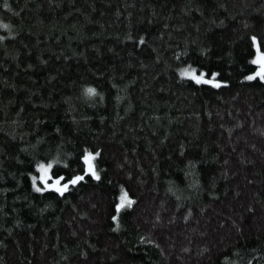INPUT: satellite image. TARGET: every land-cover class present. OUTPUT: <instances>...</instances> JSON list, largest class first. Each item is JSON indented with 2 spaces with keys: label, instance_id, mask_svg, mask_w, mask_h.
I'll return each mask as SVG.
<instances>
[{
  "label": "trees",
  "instance_id": "16d2710c",
  "mask_svg": "<svg viewBox=\"0 0 264 264\" xmlns=\"http://www.w3.org/2000/svg\"><path fill=\"white\" fill-rule=\"evenodd\" d=\"M253 34L264 0H0V264H264Z\"/></svg>",
  "mask_w": 264,
  "mask_h": 264
},
{
  "label": "snow or ice",
  "instance_id": "6c2138e0",
  "mask_svg": "<svg viewBox=\"0 0 264 264\" xmlns=\"http://www.w3.org/2000/svg\"><path fill=\"white\" fill-rule=\"evenodd\" d=\"M9 5L5 4L4 7L7 8ZM4 27H7V25H4ZM2 39V37H0ZM252 46L255 49V56L252 58V62L256 65H258L255 72L250 73L246 79H251L253 76L259 75L260 79L264 80V50L261 49V44L258 39V37L253 34L250 37ZM141 42L144 40V37H140ZM181 75H188L191 76L193 79L196 80V82H200L204 78V70L201 69L199 72H197V69L194 68L191 65L185 66V68L181 69ZM217 75L216 72L212 73V76L215 77ZM209 84H214L216 86H219L221 83L227 84L228 81H219L214 79H209L206 81ZM85 93L87 95H92L96 93V89L88 85L85 87ZM100 150L97 149L95 152H90L87 148L84 149V155L81 156V160L84 162L85 165V172H91L92 176L99 178V173L95 170L94 164L91 161L92 157H95L99 154ZM54 161L49 160L46 163L44 161L38 162L35 167L40 171L39 177L29 174L32 178V186L38 191H45V188L47 189H55L57 192L63 193L70 185L77 183V181H80L83 179V174H76L71 176L70 179H66L64 174L61 173L59 175H52V173L49 171L53 166ZM37 179H39L41 182H43L44 187H40L37 184ZM133 201V197L127 194L126 191L122 190L121 196L119 198V202L116 203L115 207L117 211L122 207V205H128L131 206ZM112 220H117V216L113 215ZM141 240L144 239L143 236L140 237Z\"/></svg>",
  "mask_w": 264,
  "mask_h": 264
},
{
  "label": "rangeland",
  "instance_id": "374dc122",
  "mask_svg": "<svg viewBox=\"0 0 264 264\" xmlns=\"http://www.w3.org/2000/svg\"><path fill=\"white\" fill-rule=\"evenodd\" d=\"M255 50H254V54H253V56H252V58L255 56ZM257 67H258V65H256V67H255V69H254V71L253 72H255L256 71V69H257ZM253 72H251V73H253ZM250 74V73H249ZM248 74V75H249ZM247 75V76H248ZM186 76H188V75H186ZM188 77H190V78H192L191 76H188ZM254 77H259V75H256V76H253L252 78H254ZM260 78V77H259ZM193 79V78H192ZM209 79H214V80H218V79H216L215 77H207V76H205L204 75V78L200 81V82H206L207 80H209ZM195 80V79H194ZM196 81V80H195ZM214 85V84H213ZM91 161H92V163L94 164V162H93V157L91 158ZM95 167V166H94ZM38 170V169H37ZM96 170V169H95ZM50 171V170H49ZM38 173H39V175H40V171L38 170ZM86 173H91V172H86ZM39 175H38V177H39ZM39 182H40V184H38L40 187H44V184H43V182H41L39 179H37Z\"/></svg>",
  "mask_w": 264,
  "mask_h": 264
}]
</instances>
